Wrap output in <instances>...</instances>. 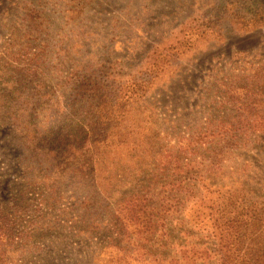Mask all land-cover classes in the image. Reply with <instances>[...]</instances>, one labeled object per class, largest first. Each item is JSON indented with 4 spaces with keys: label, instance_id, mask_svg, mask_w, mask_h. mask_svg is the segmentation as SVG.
Returning <instances> with one entry per match:
<instances>
[{
    "label": "rangeland",
    "instance_id": "374dc122",
    "mask_svg": "<svg viewBox=\"0 0 264 264\" xmlns=\"http://www.w3.org/2000/svg\"><path fill=\"white\" fill-rule=\"evenodd\" d=\"M225 5L0 0V264H112L116 204L145 181L131 186L135 143L175 147L229 115L228 80L264 67V25L218 23ZM151 63L163 72L146 88ZM196 172L264 196V135L219 175Z\"/></svg>",
    "mask_w": 264,
    "mask_h": 264
},
{
    "label": "trees",
    "instance_id": "16d2710c",
    "mask_svg": "<svg viewBox=\"0 0 264 264\" xmlns=\"http://www.w3.org/2000/svg\"><path fill=\"white\" fill-rule=\"evenodd\" d=\"M227 18L243 28L260 27L264 0H226L217 22ZM253 68L243 76L245 83L223 85L219 105L229 115L195 127L171 149L158 150L147 139L135 143L131 186L145 181L116 204L115 227L122 234L118 244L112 239V264H264V196L246 186L220 189L206 172H196L204 166L219 175L227 156L264 135V67ZM149 69L146 88L163 72L155 63ZM188 180L206 193L186 189Z\"/></svg>",
    "mask_w": 264,
    "mask_h": 264
}]
</instances>
